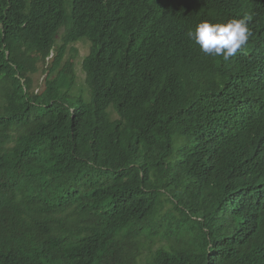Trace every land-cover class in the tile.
I'll use <instances>...</instances> for the list:
<instances>
[{
  "label": "trees",
  "instance_id": "16d2710c",
  "mask_svg": "<svg viewBox=\"0 0 264 264\" xmlns=\"http://www.w3.org/2000/svg\"><path fill=\"white\" fill-rule=\"evenodd\" d=\"M263 12L0 0V264H264V73L188 37Z\"/></svg>",
  "mask_w": 264,
  "mask_h": 264
},
{
  "label": "clouds",
  "instance_id": "9594fccd",
  "mask_svg": "<svg viewBox=\"0 0 264 264\" xmlns=\"http://www.w3.org/2000/svg\"><path fill=\"white\" fill-rule=\"evenodd\" d=\"M249 19L244 16L219 23L205 20L194 31H189L188 37L199 45L205 55L222 57L226 62L242 59L250 69L263 74L264 12L254 20Z\"/></svg>",
  "mask_w": 264,
  "mask_h": 264
},
{
  "label": "rangeland",
  "instance_id": "374dc122",
  "mask_svg": "<svg viewBox=\"0 0 264 264\" xmlns=\"http://www.w3.org/2000/svg\"><path fill=\"white\" fill-rule=\"evenodd\" d=\"M59 40H57V45ZM89 44L87 41L82 40L74 44H69L66 47L64 60H71L73 63V71L75 74L74 84L71 89V94L81 96L86 102L89 101V92L85 85L84 73L81 69V61L88 53ZM45 76H34L33 84L35 91L41 90V82Z\"/></svg>",
  "mask_w": 264,
  "mask_h": 264
}]
</instances>
